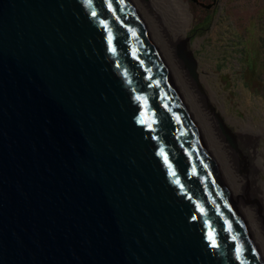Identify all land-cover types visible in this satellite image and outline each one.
<instances>
[{
  "label": "water",
  "instance_id": "95a60500",
  "mask_svg": "<svg viewBox=\"0 0 264 264\" xmlns=\"http://www.w3.org/2000/svg\"><path fill=\"white\" fill-rule=\"evenodd\" d=\"M0 264H264L133 0H0Z\"/></svg>",
  "mask_w": 264,
  "mask_h": 264
},
{
  "label": "rangeland",
  "instance_id": "374dc122",
  "mask_svg": "<svg viewBox=\"0 0 264 264\" xmlns=\"http://www.w3.org/2000/svg\"><path fill=\"white\" fill-rule=\"evenodd\" d=\"M177 1L191 19L185 39L197 79L215 92L213 106L226 129L235 134L251 120L261 131L257 151L264 157V0ZM217 128L232 149L221 123ZM263 183L260 175L256 185Z\"/></svg>",
  "mask_w": 264,
  "mask_h": 264
},
{
  "label": "bare ground",
  "instance_id": "6f19581e",
  "mask_svg": "<svg viewBox=\"0 0 264 264\" xmlns=\"http://www.w3.org/2000/svg\"><path fill=\"white\" fill-rule=\"evenodd\" d=\"M133 2L150 28L157 49L181 97L199 125L264 255V183L260 187L256 185L260 175L264 176V157L257 151L261 131L250 120L245 123L246 125H242L237 133H231L224 127L213 106L217 102L215 92L210 90L209 86V92H206L202 87L204 79L201 77L192 79L193 77L188 74L185 64L178 55L179 49H185L191 54L185 39V33L191 26L186 9L182 8L177 0ZM220 123L232 138L233 145L223 133L232 149L218 133L217 126L220 127Z\"/></svg>",
  "mask_w": 264,
  "mask_h": 264
}]
</instances>
